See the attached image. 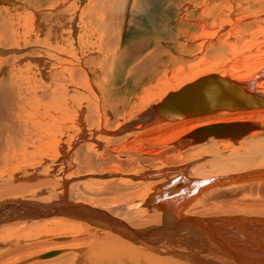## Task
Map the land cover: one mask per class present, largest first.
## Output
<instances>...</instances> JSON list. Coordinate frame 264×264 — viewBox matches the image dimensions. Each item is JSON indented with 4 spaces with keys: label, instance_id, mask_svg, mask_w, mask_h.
<instances>
[{
    "label": "bare ground",
    "instance_id": "6f19581e",
    "mask_svg": "<svg viewBox=\"0 0 264 264\" xmlns=\"http://www.w3.org/2000/svg\"><path fill=\"white\" fill-rule=\"evenodd\" d=\"M72 1L76 5L85 3L90 7V15L88 10L81 11L80 33L74 16L73 20L66 22L65 17L59 16L57 12L52 16L48 14L45 20L39 19L40 22L22 19L23 22L17 20L15 23L11 15L7 17L0 13V56H3L0 57V228L17 226L23 229L48 219L60 220L58 225L63 221L61 226H65L64 222L74 220L83 223L86 228L90 226L102 236L99 238L96 234L99 239L95 241L87 238L91 241L85 242V239V243L78 242V247L73 249L75 252L61 255V252L53 251V256L43 259L44 254L37 255L35 260H28L27 264H264V221L258 222L263 218L224 216L214 218L213 222V218L200 217L188 211L194 206L200 193L228 186L230 182L237 184L234 181L238 176L241 179L239 183H264V163L261 161L264 160L261 157L264 156V138L257 136L264 132V126L254 123L258 129L238 140L219 139L232 141L224 148L228 151L238 144L241 147L246 143L244 140H247V136L256 134L258 140H252L244 149L241 147L242 149L230 151L227 155L223 154V150L210 151L217 160L215 170L231 166L242 168L223 169V172L216 171L217 174L207 176H185L184 179L178 178L177 182H174L175 178L181 175L177 171L187 168L185 165L181 166L184 159L180 166L173 169L148 171V166L147 169L140 168L141 164L138 163L154 160L158 151L155 153L153 149L142 153L137 147H131L133 144L140 145V138L144 135L142 130L134 128L138 123H141L142 129L149 126H170L176 130L181 128L172 137L174 139L201 127L247 122L251 116L264 112L262 106L253 110L218 111L194 118L167 120L157 118L151 110L169 93H175L209 75L247 84L256 95L264 97V54L260 53L264 50V9L256 8V3L262 4L264 0H245L244 10L237 7L233 0H220L219 3L214 0H166L167 14L158 23L160 32H157L160 36L138 38L132 43L124 42L122 37L125 35L126 18L137 0H133L132 8L130 0ZM249 3L253 4V8ZM174 6L179 7L180 11L176 28H171L168 19ZM59 8L65 7L61 4ZM67 10L62 9L59 14H66ZM256 11L259 14L256 15ZM88 15L92 22L87 26ZM189 18L193 21L188 20ZM128 19L131 20V15ZM216 27L217 30L219 28L218 32ZM88 29L92 35L98 36L95 37V44L89 37ZM177 39L185 40V43L181 45ZM86 48L89 49V54L86 53ZM119 69L122 71L117 73ZM254 71L255 75H251L250 72ZM241 72L246 74H238ZM133 79L137 80L132 88L141 84L160 85L157 91L161 96H155L157 103L149 105L147 111L137 115L130 114V92L126 97V94L122 95L117 89L118 84L127 86ZM259 81L260 84L254 86ZM127 110H130L126 118L128 121L119 123L121 114ZM83 124H86L85 128ZM87 130H90L88 135ZM39 131L40 134L44 132L48 135L42 136L38 134ZM43 138H49L51 143L42 144ZM101 138L117 141L114 150L108 152L111 161L107 152L102 153L99 149L102 146ZM180 138L171 144L170 149L166 148L168 150L164 155L175 152L176 155L170 154L172 159H179L183 155L185 151H181L179 147ZM35 139L41 145L34 144ZM63 139L72 140V144L70 140L69 142L72 145L74 165L71 164L72 152L67 151L64 144L60 146ZM214 140L216 139L189 146L187 150L203 147ZM155 141L157 140H149L147 143L154 147L150 142ZM49 146L56 150L54 161L61 167L58 172L56 166H48L45 161L54 157L51 149L46 152ZM94 152H98L99 158ZM101 153L103 157H100ZM104 159L110 161V165L116 163L118 167L110 175L107 174L108 171H104L105 176H113L119 183L124 177L132 176L128 173L129 170L127 172L123 169L126 166H138L141 169L136 173L139 179H145L152 172L162 174L163 177L153 180L148 177L147 181H140L150 187L148 192L155 190L153 195L145 194L144 197L149 196V199L142 203H138L133 197L128 198L127 194L123 196L128 199L121 203L117 200L115 209L107 210L97 204L96 207L76 201V198L71 200L69 187L67 188L69 176L66 172L73 166L72 168L82 170L81 172L91 169L92 176L96 177L99 174L94 173L98 171L97 168L99 171L107 168L104 166L100 169L105 164ZM177 164L178 162L167 163ZM179 167L182 168L174 170ZM48 170L56 173L50 178ZM168 172L170 175L166 177ZM176 172L178 175H175ZM137 181L138 179L135 181L138 185ZM171 182L174 183L170 184ZM131 183L134 184L133 181ZM138 187H130V190L136 193L140 190ZM56 189H59L60 194L57 191L58 194H54ZM109 190L111 192V188ZM122 190L132 192L120 186L114 188L115 193ZM122 193L119 199L123 198ZM101 197L105 199V195ZM155 198L158 202L153 204ZM146 212L154 213L150 216V221L148 219L149 227L130 226V219L122 217V214ZM94 221L95 225L92 223ZM74 226L78 229L81 227L80 224ZM65 228L68 229L66 226ZM7 235L10 234L7 232Z\"/></svg>",
    "mask_w": 264,
    "mask_h": 264
},
{
    "label": "rangeland",
    "instance_id": "374dc122",
    "mask_svg": "<svg viewBox=\"0 0 264 264\" xmlns=\"http://www.w3.org/2000/svg\"><path fill=\"white\" fill-rule=\"evenodd\" d=\"M47 1H50L52 4L49 2H46V0H28V1L27 0H25V1L24 0H9V1L8 0H0V13H3L5 16L7 15V17L12 16L11 19H13V21L16 23L17 20H20L21 22H23L22 19L26 20L27 22L29 20L31 22L35 21V20H38L40 22V20L44 19L46 16H48V14H49V16H52L58 12L57 14L59 16L62 15L63 18L65 17L64 19H66V22L70 21V19L73 20V16H74V19L76 17L77 20H76L75 25L77 27L79 26L78 28H80V30H79V33H80V31H81L80 20H79L80 14H81V11L84 9L85 11L88 10L87 13L90 15L89 4L86 5L85 3H83L82 5H80V3H77V5H76L72 0H47ZM114 1H118V0H114ZM214 1L218 2V3L220 2V0H214ZM244 1L245 0H233L234 4L243 10L245 8L244 7L245 6ZM251 1L252 0H250V2ZM32 2H33V4H32ZM58 2H59V4H56ZM27 3H30L31 5L27 4ZM61 4L63 5V7H65V8H62L63 10L66 8L69 10V11L67 10L66 14H63V12L61 14H59V12L62 10L61 8H59V6ZM249 5H251V7L253 8V4L249 3ZM31 6L33 8H31ZM75 6L77 9H75ZM86 6H88V7H86ZM130 6H131V8L133 7V0H130ZM42 7H44V8L42 9ZM35 8H36V10H35ZM37 8H38V10H37ZM58 8L60 10H58ZM87 8H89V9H87ZM256 8L264 9V3H262V4L256 3ZM167 9H168V5L166 3V0H137V3L135 5L134 9L128 15L129 17L131 15V20L128 19L129 18L128 16L126 18V21L124 24V34L125 35L122 37V40L124 42L132 43L134 40L136 41L138 38H145L147 36H148V38H150L151 36H154V35H155V37L160 36V34L158 35V32H157L159 30L158 29V27H159L158 23H160V21L166 16ZM39 10L41 12L44 11V13L43 12L41 13ZM136 11H137V14H136ZM179 11H180L179 7L175 8V6L170 11L168 21L170 22L171 28H176ZM5 12H6V14H5ZM45 12H46V15H45ZM257 14H259V12L256 11V15ZM89 15L87 16V20H88L87 26L90 25V22H92V18ZM128 20H130L129 24H128ZM188 20H190V18ZM190 21H193V20H190ZM193 25H195V24H193ZM261 25H263V24H261ZM14 27H15V29L17 28L16 25ZM186 28H190V27H186ZM215 30L218 32L219 28L217 30V27H216ZM88 31H89V29H88ZM159 32H160V30H159ZM126 35H127V37H126ZM89 37L91 38L92 43L95 44L96 40H97L96 38H98L97 34L92 35V33L89 31ZM139 41H143V40H139ZM180 41H182V42H180ZM184 41L185 40H182V39L178 40L177 39V42L181 45H183L185 43ZM128 43H126V44H128ZM189 46L191 47L192 45H189ZM89 52H90L89 49L86 48V53L89 54ZM260 53L264 54V50H262ZM100 55H103V54H100ZM0 57H3V56H0ZM125 67H127L126 64H125ZM120 71H122V69H119L117 73H119ZM255 72L256 71L250 72V74L255 75L254 74ZM238 74L243 75V74H246V72H243V73L241 72ZM136 80L137 79L131 80L127 84V86H120L121 84H118V82L116 83V85L118 84L117 89L120 91V93L122 95L126 94V97H127V96H129V95H127L128 91H129L130 95H131V99L133 100V101L131 100L129 102V106H128L132 113L130 112V110H127L126 113L121 114V116H120L121 119H119V123H125L126 121H128L126 118H128L127 114H129V112H130V114L136 113V115L139 113H144L145 111H147L149 109V107L151 105L157 103L158 100L156 97L161 96V95H159V91H157V89L160 87V85L158 83L149 84V85L148 84L147 85L141 84V86L138 85L135 88H132V86L136 82ZM233 81L240 82L238 80H233ZM260 82L261 81L257 82L254 86H256L257 84L259 85ZM109 87L112 89L111 86H109ZM149 93H151L152 96ZM146 94H147V96H146ZM257 94H259V93H257ZM151 97H152V99H151ZM246 121L251 122V123L252 122L257 123L258 125L264 126V112H262V111L258 112L256 115L251 116V118H249V120H246ZM144 124H146V123H144ZM85 127H86V124L84 125V128ZM134 128H136V129L139 128L140 130H142L144 132L143 134L145 136L142 135V137L140 138V145L133 144L131 147H134V148L137 147L138 151H140L142 153H146L148 150H153V149H155V153H157L156 151H158V155L154 158V160H151L152 162L149 161L146 163H141V162L138 163L139 165L141 164L140 168L146 167V169H147V166H148V169H147L148 171L149 170H152V171L155 170L156 171L159 169H163V170L173 169L175 166L176 167L180 166L179 164H181L183 161L182 159H184L183 163H185V164L182 163L181 166L185 165L187 168H186V170L180 169L182 167L174 169V170L180 169L177 172L179 174H181V175H178V173L176 172L175 175H178V177L175 178L174 182H177L179 179H184L185 176H187V177H189V176L196 177V176H202V175L207 176V174L209 175L212 173L217 174V172H223L224 171L223 169H225V168L222 169L219 167L218 170L214 169L215 163L217 160L215 159L214 154H211L210 151L215 150V149L223 150L224 151L223 154L227 155L230 151L240 150L242 148L244 149L245 146L248 145V143L251 142L252 140H254V141L258 140V138H256V134L254 135L255 138H254V136L249 135L246 137L247 140L246 141L244 140V142H246V143L244 145H241L242 148L238 144V145L232 146L227 151L224 148H226V145H230L229 143L232 141H230V140H221L220 141L219 139H216V140H214V142H211L207 145H204L203 147L200 146V148L198 147V148H196V149L194 148L192 150H187L190 147L185 148V149L181 148V151L182 150L185 151L183 153V155L182 156L180 155L179 159L178 158L172 159V156L170 154L176 155L175 152H170L168 155H164V153L168 150V149H166L167 147L168 148L171 147L172 146L171 144H173V142H175L176 140H178L180 137L183 136V135H179L178 137H175L174 139H172V137H174L175 133L177 131H179L181 128H177V130H176L175 128H172L170 126H166V127L160 126V127H154V128L149 126V127H145L144 129H142L143 127H142L141 123L140 124L138 123L137 125H135ZM86 132L88 135L90 133V130H87ZM38 134H40V131L38 132ZM70 134H72V133H70ZM77 134L79 135L80 132ZM40 135L43 136V135H48V134H46L44 132L42 134V132H41ZM75 135L73 132V136H75ZM257 136L259 138H264V132H262V134H257ZM251 137H252V139H251ZM37 140L38 139H35L33 141L34 144L38 143L41 145V143H42V144L47 145L46 143H51L49 138H43V140H41V143H39ZM69 140L70 139H66V140L63 139V142L64 141L65 142L64 143L62 142V145H60V146H63V144H64L63 147H65L66 150L68 149L67 151H69L71 153L72 152V145H71L72 140H70L71 144H70ZM133 140H135V139H131V141H133ZM149 140L150 141L151 140H157L154 142L156 144L150 142V144L154 145V147L149 146V144L147 143V141H149ZM216 141H218V142H216ZM100 142H101L102 146L99 149L102 150V153L107 152L106 155H107V157H109L108 152H111L114 150V147H115V144L117 143V141H115V140L110 141L108 139L101 138ZM142 143H144V145ZM81 144H84V143H81ZM67 145H68V147H67ZM65 148H63V150H65ZM49 149L52 150L54 157H52L51 159L49 157L45 161H46V163L48 162L47 163L48 166L49 165L50 166H52V165L56 166L57 167L56 171L58 172L61 167H60V164L57 165V163L54 161L55 156L57 155L56 150L52 146H49L47 148L46 152L51 151ZM119 150H122V149H119ZM172 151H173V149H172ZM102 153L100 154V157H103ZM71 154L73 155V152ZM94 154L97 158H99L98 152L97 153L94 152ZM72 155H71V158L74 157V155L73 156ZM67 156L70 157V155H67ZM29 157L30 156H28V158ZM110 157H111V155H110ZM110 157H109V160H110ZM261 157H263L262 159H264L263 155ZM175 159H176V161H175ZM72 160H73V158L71 159V164L74 165V163H73L74 161H72ZM204 160L207 162L205 164H202L205 162ZM106 161L107 160H105L106 165L104 164L103 166H101V167L99 166V167H100V169L104 166H106L107 168H105V169L102 168L101 171H99V169L97 168L98 171H94V173L95 172L99 173V174L95 173L96 177H97V175H101L102 177L96 178L95 176H92L93 174H92L91 169H88L87 170L88 172H81L82 170H76V169L72 168L73 166L66 172L67 176H69V177H67L68 183H69L67 188L69 187L68 190L71 193L70 194L71 200H75L74 198H76V201H79V202H82L85 204H89V205L92 204L94 206H96V204H97L98 207L101 206L100 208L107 209V210H109L110 208L115 209V204H117L118 202L121 203V201L123 202L125 199H128L130 197H133L134 200L137 201L138 203H142V202H145L147 199H149L148 197L150 195H153L155 193V190L152 189L151 191L148 192V188L150 189V187H147V185L140 183V181H147L146 178H148V177L150 180H153V179H156L159 177L160 178L163 177L162 174H153L155 172L154 171L152 173H148L149 175H146L145 179H142V178L139 179L140 177H137L139 175H137L136 173L139 172L141 169L138 166L134 165V166H131L130 168H129V166H126L127 168L122 166L123 169L126 170L127 172L129 170L128 173L132 174V176L131 177L130 176L124 177L123 179L125 181L123 180V181H121V183H119L118 179H117L118 182H116L117 180L115 177L105 176L107 171H108L107 174L110 175V174H112V172L115 171L114 168L117 167L116 163H115L116 166L113 163H111V164L114 166L110 165L111 160L107 161L108 164L106 163ZM208 161H209V163H208ZM261 161H263V163H264V160H261ZM176 162H178L177 165H167V163H176ZM135 163H137V162H135ZM200 165H202V166H200ZM204 165H206V166H204ZM151 166H152V168H151ZM239 167L231 166L230 168L227 167L226 169H230V170L235 169L236 170ZM240 168H242V167H240ZM110 169H112L113 171ZM120 169H122V168H120ZM117 170H118V167H117ZM104 171H106V172H104ZM100 172L102 174H100ZM55 173L56 172L51 173L48 170V175H50V178H51V176H54ZM77 173H79V174L77 175ZM103 173H105V174L103 175ZM169 175H170L169 172L167 174H165L166 177H168ZM111 178H112V180H110ZM113 179H114V181H113ZM137 179H138L137 182L141 185H139V184L137 185V183L135 182ZM257 180H259V179H257ZM110 181H113V182L111 183ZM132 181L134 182V184L131 183ZM174 182H171L170 184H172ZM234 182H237V184H235V183L232 184V182H230V183H228V184H230L228 186H224V187L220 186V187L212 188L208 191H204V192L200 193L197 196V201L195 202L194 206L191 207V209H188L189 213L199 215L200 217L213 218L212 219L213 222H215L214 218L224 217V216H231V217L232 216H238V217L244 216V217H254L256 219H258V218L264 219V183H260V184H258L259 182H251V183H247V184L239 183V182H241V179L239 178V176L237 177V179ZM105 183H107V184H105ZM109 184H110V187H109ZM112 186H114V187H112ZM115 186H118V187L120 186L123 189L126 188L127 191L130 190V187L136 188L139 186L138 188L140 190H138L136 193H134V190L133 191L130 190L132 192H128V193H126L125 191L122 190V192L124 194L122 192H116L115 193L114 192ZM110 188H111V192H113V193L110 192V190H109ZM162 190H163V188H162ZM56 191L59 193V189H56L54 191V194H58ZM121 193H122V196L129 194L128 195L129 197L127 198L126 196H123V198L119 199V196H121ZM132 193H134V194H132ZM160 193H162V192L160 191ZM50 194H53V193H50ZM145 194L146 195L149 194V196L144 197ZM103 195H105L106 200L105 199L103 200V198L101 197ZM163 197H164V195L162 193V198ZM164 199H166V197ZM169 199H171V198H169ZM117 200H118V202H117ZM155 200H156V198H155ZM157 202H158V200H156V201L153 200V204H155ZM113 203H114V205H113ZM105 206L107 208H105ZM133 210H136V209L133 207ZM114 212H117V211L114 210ZM153 214H154L153 212H146L143 214H137V213L136 214H122V217H128L130 219V222H131L130 226L140 228V226H144V227L150 226L149 225L150 224L149 221L151 219L150 216H152ZM148 219H149V221H148ZM46 221L41 220L39 222L30 224L29 226H26L27 228L25 227L26 229L25 228L20 229V228H17V226L16 227L11 226L10 228L6 226L7 228L6 227L0 228V235H1L0 236V264H14V263L27 264L29 261L32 262L33 260H35V258H37L36 257L37 255L39 256L41 254H45L47 252H53V251H59V252H61V255L64 253L66 254V253L72 252L73 249H76V247H78L79 243L81 244V243H85L87 241H91L89 239H92V241H95L98 238V236H96V234L98 233L96 230H94L90 226L89 227L87 226L88 228H86L83 223H80L78 221L74 222V220H73V222H72V221L67 220L66 222H64V223H66L65 226L68 227L67 230H66L64 225L61 226L63 221L60 225L57 224V223L61 222L60 220L56 221V219H54V220L48 219V221L47 222ZM220 221H222V219ZM263 221L264 220H258V222H263ZM92 223H93V225H95V221ZM79 224L81 226L80 227L81 229L80 228L78 229L74 226V225L78 226ZM96 224H97V222H96ZM57 225H58V227H57ZM71 225H73L75 228H73V226H71ZM61 227H62V229L64 228L63 229L64 231L61 229ZM1 229H2V231H1ZM3 231H5L6 234H3V233H5ZM7 232L10 235H7ZM214 233H217V231L214 230ZM4 235L5 236L7 235L6 236L7 238ZM97 235H99V238H102L100 233ZM8 238H9V240H8ZM87 238H89V239H87ZM85 239H87V240L85 241ZM80 241H83V242H80ZM201 241H203V240H201ZM58 249H60V250H58ZM73 252H75V250ZM76 252H78V250Z\"/></svg>",
    "mask_w": 264,
    "mask_h": 264
},
{
    "label": "water",
    "instance_id": "95a60500",
    "mask_svg": "<svg viewBox=\"0 0 264 264\" xmlns=\"http://www.w3.org/2000/svg\"><path fill=\"white\" fill-rule=\"evenodd\" d=\"M262 106L264 97L256 95L247 84L235 83L218 75H209L175 93H169L151 110L157 118L180 120L218 111L253 110ZM256 129L258 126L250 122L221 123L197 128L180 138L178 142L179 147L185 149L209 139L238 140ZM53 255L54 253L50 252L42 255V258Z\"/></svg>",
    "mask_w": 264,
    "mask_h": 264
}]
</instances>
